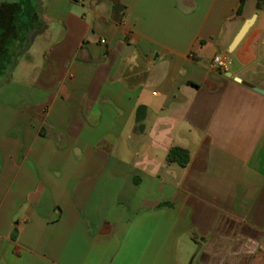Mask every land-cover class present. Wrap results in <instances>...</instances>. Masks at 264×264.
<instances>
[{
  "label": "crops",
  "instance_id": "0c3cea01",
  "mask_svg": "<svg viewBox=\"0 0 264 264\" xmlns=\"http://www.w3.org/2000/svg\"><path fill=\"white\" fill-rule=\"evenodd\" d=\"M257 3L0 0V264H264Z\"/></svg>",
  "mask_w": 264,
  "mask_h": 264
},
{
  "label": "trees",
  "instance_id": "16d2710c",
  "mask_svg": "<svg viewBox=\"0 0 264 264\" xmlns=\"http://www.w3.org/2000/svg\"><path fill=\"white\" fill-rule=\"evenodd\" d=\"M244 2H245V0H241L240 7L238 9V14H241ZM263 2H264V0H258V3H257L258 9L261 7ZM0 11L2 13L4 11V8L2 9L0 7ZM5 34L6 33L2 32V30H0V50H4L3 47H4V41L5 40H4L3 36ZM166 159H167V162L169 164H176L177 166H179L181 168H185L190 162V153L188 150H185V149H182L179 147H174V148L170 149V151L167 154Z\"/></svg>",
  "mask_w": 264,
  "mask_h": 264
},
{
  "label": "water",
  "instance_id": "95a60500",
  "mask_svg": "<svg viewBox=\"0 0 264 264\" xmlns=\"http://www.w3.org/2000/svg\"><path fill=\"white\" fill-rule=\"evenodd\" d=\"M254 22H255V16L252 17L251 19L247 20V21L243 24L242 28L240 29L239 33L237 34V36L235 37V39L233 40V42L231 43V45H230V47H229V49H228V55H231V54L235 51V49H236L237 46L240 44V42L242 41V39L245 37V35L248 33V31H249V30L251 29V27L253 26ZM231 65H232L233 67H236V66H237V62H236L235 59H232V61H231ZM235 72H236V71L233 70L229 75L232 76V74L235 73ZM236 80H237L238 82H241L240 79H236ZM1 82H4V80H3V81H0V83H1ZM246 86H248V87H250L251 89L257 91L258 93L264 95V91H263V90H261V89H259V88H257V87H254V86H252V85H248V84H246Z\"/></svg>",
  "mask_w": 264,
  "mask_h": 264
},
{
  "label": "built area",
  "instance_id": "2783aa9c",
  "mask_svg": "<svg viewBox=\"0 0 264 264\" xmlns=\"http://www.w3.org/2000/svg\"><path fill=\"white\" fill-rule=\"evenodd\" d=\"M80 2H83L84 0H78ZM101 44H105V41H101ZM213 64L223 70L228 71L229 67L231 66V62L227 56H217L213 60Z\"/></svg>",
  "mask_w": 264,
  "mask_h": 264
},
{
  "label": "rangeland",
  "instance_id": "374dc122",
  "mask_svg": "<svg viewBox=\"0 0 264 264\" xmlns=\"http://www.w3.org/2000/svg\"><path fill=\"white\" fill-rule=\"evenodd\" d=\"M0 14H1V12H0ZM2 26L4 27V24H1V25H0V27H2ZM2 51H3V50H0V53H2Z\"/></svg>",
  "mask_w": 264,
  "mask_h": 264
}]
</instances>
